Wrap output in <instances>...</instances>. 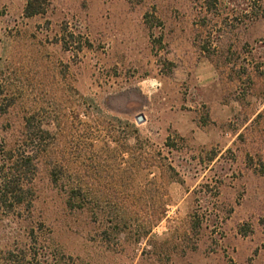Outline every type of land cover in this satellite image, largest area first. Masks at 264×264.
Wrapping results in <instances>:
<instances>
[{
	"label": "rangeland",
	"instance_id": "374dc122",
	"mask_svg": "<svg viewBox=\"0 0 264 264\" xmlns=\"http://www.w3.org/2000/svg\"><path fill=\"white\" fill-rule=\"evenodd\" d=\"M200 1L0 0V138L52 133L35 215L65 263L264 264V14L206 30Z\"/></svg>",
	"mask_w": 264,
	"mask_h": 264
},
{
	"label": "trees",
	"instance_id": "16d2710c",
	"mask_svg": "<svg viewBox=\"0 0 264 264\" xmlns=\"http://www.w3.org/2000/svg\"><path fill=\"white\" fill-rule=\"evenodd\" d=\"M227 0H201L200 28L210 30L217 19L224 21L237 19V11L224 14L221 7ZM239 2V0H229ZM247 2L245 18L254 22L263 17L262 0H243ZM30 15L34 12L29 11ZM206 13V14H205ZM199 31V26H197ZM203 50L209 53L208 47ZM23 131L13 145H9L5 135L0 138V227L8 228L11 247L0 249V264H67L51 248L50 239L36 220L35 182L43 166L50 162L52 182L59 186L57 167L52 161L53 135L38 125L36 117H25ZM264 175V164L260 168ZM67 191V205L83 208L84 200L74 194L73 186L64 187Z\"/></svg>",
	"mask_w": 264,
	"mask_h": 264
},
{
	"label": "water",
	"instance_id": "95a60500",
	"mask_svg": "<svg viewBox=\"0 0 264 264\" xmlns=\"http://www.w3.org/2000/svg\"><path fill=\"white\" fill-rule=\"evenodd\" d=\"M138 122L139 123H143L145 122V117L143 115H141L139 118H138Z\"/></svg>",
	"mask_w": 264,
	"mask_h": 264
}]
</instances>
